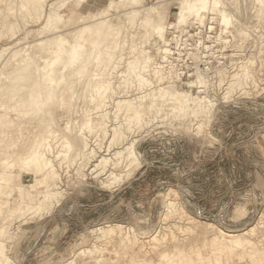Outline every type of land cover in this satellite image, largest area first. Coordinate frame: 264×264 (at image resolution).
<instances>
[{
  "label": "rangeland",
  "instance_id": "1",
  "mask_svg": "<svg viewBox=\"0 0 264 264\" xmlns=\"http://www.w3.org/2000/svg\"><path fill=\"white\" fill-rule=\"evenodd\" d=\"M106 1L47 0L45 11H49V4L52 2L64 3L61 12L66 13L60 29L63 35L73 39L78 24L84 21L92 23L97 12L102 11ZM155 1L141 2L148 5ZM125 7L127 3L115 2L111 8H106L108 16L123 27L107 37L100 45L102 48L100 59L108 58L110 54L114 57L121 54L123 58L121 61L123 64L120 62V65L118 64L120 67H117L113 74L115 91L106 106L109 117L107 125L103 124L104 132H99L98 143L103 147L102 151L99 149L101 152L98 151L96 159H91L86 168L84 165L79 168V163L71 161L73 152L70 149L68 155L52 157L58 176L55 178L56 190L60 191L59 197L52 204L51 201L44 200L48 174L33 165L23 163L9 165V171L15 172L23 185L22 188H18L16 184L8 185L6 190L0 192V201H9L0 212V240L5 241L6 255L13 261L12 264L132 262L148 264L160 259L164 262L168 259L187 262L189 261L187 257L190 256V247L187 244L193 243L198 248L201 247L199 250L204 255L210 253L209 264H264V58H262L264 40H261L264 39V19L255 17L254 20H247L246 25L251 36H242L243 38L240 39L238 38L240 30L232 28L233 33L219 37L220 40L214 42V37L221 27L216 20L211 19L215 29L210 38L207 28L205 26L197 28L196 24L186 26L187 33L185 31L181 34L177 33L180 38L176 39L177 42L174 40L173 45L176 47L181 45V48L174 49V56L180 57L183 62L173 61L174 56L170 57L173 62L165 61L166 75L169 77L175 75L172 79L174 82L171 83L174 88L173 84L177 83V86H181V83L195 79L198 71L205 69L206 63L208 64L209 69H205L206 74L202 71L208 76L207 89L200 93L214 100L217 109L214 111L212 121L207 125L208 129L205 127L200 135H197L196 117L183 118L172 113L167 115L161 110L145 116L147 122L145 126H133L134 128L127 130L122 115L124 108L120 109L116 106L117 100L130 98L122 97L126 92L120 93L126 83L125 79H120L124 78L121 77V71L122 68L125 69L126 61L134 59V55L146 47L148 36L145 35L150 33V27H144L142 23L144 7L140 8L136 15H123L121 10ZM173 12H177L175 7H172V12L168 13L167 20L174 19ZM8 16L9 18L1 16V21H10L12 15ZM23 18L22 15L21 18L14 17L11 20L17 22L18 26H21L20 29L23 24L25 26L14 36L8 29L3 28V24L1 25L0 51L6 47L9 50L5 52V57L9 55L10 50L15 49V46L18 45L23 52V47L26 45L24 47L26 49L31 42L36 43L39 35L49 34V31L40 29L44 25V17L37 19L30 16L24 20ZM126 20L128 21L125 22ZM171 31H168L170 38L173 37ZM87 38L90 41V34ZM199 40L203 41V44L198 45L196 49ZM135 45H138L137 50L130 52ZM205 45H213L211 48L214 50L205 49ZM56 48V44H52L48 54L52 56ZM181 50L180 56L178 52ZM257 50V55L263 60L258 62L261 66L257 67L261 68L255 67L258 71L253 68L255 73L254 78H251L252 82L241 91L238 89L239 91L233 92L231 99L225 100L224 93L230 80L229 75L243 63L239 62L255 56ZM3 59L1 58L0 62H3ZM107 65L109 63L105 61L101 66L95 63L93 67L95 70H103L108 67ZM143 66L142 63V69ZM222 68L225 70L223 73L220 71ZM145 74L149 77L147 72ZM131 80L134 85H131L130 89L126 88L130 91L127 95L132 97L141 95L143 86L139 84L143 81L136 78ZM3 81L5 82L4 76L0 77V82ZM192 84L194 86L190 88L184 86L194 94H198L199 88L196 82ZM118 85H122V88ZM135 88L138 90L136 91ZM155 88L157 87H153ZM244 89L248 91L247 94L251 92L249 98L246 93L243 94ZM69 95V92L64 93L65 100L62 105L58 110V107L56 108L57 111L52 109L60 124L80 114V107L74 110L69 108L71 105ZM101 122L102 120L98 118L97 123ZM42 127L36 112L14 115L13 124L9 127L7 135L0 136L1 153L15 154L22 151L27 138H31L32 135L35 138L41 133ZM115 128L126 130L128 141L136 139L140 165L123 179L120 185L117 183V187L113 185L107 188L102 187L99 179L91 178L88 169L96 162L95 160L108 153L105 149L110 144ZM69 134L73 135V133ZM95 134L94 131L87 132L89 139H92L89 143L92 144L91 147L98 148V144L94 145L96 142L93 141ZM120 146L113 145L111 152L113 153ZM61 150L65 151V148L55 147V151ZM15 164L18 166L15 167ZM118 168L115 169L117 172L120 170ZM2 171L4 167L0 166V174ZM32 195L37 197L31 198ZM25 200L27 205L21 212L11 209L15 204H23ZM169 200L175 202L172 207L167 206ZM35 208L38 210L32 211ZM116 221L131 227L130 232L127 228L121 229L122 234L131 239V244L115 243L110 238L98 237L99 234L92 231L97 226L107 229V225ZM220 229L236 233L250 230L248 238L257 240L259 245L250 251H245L242 247H228L223 251L214 252L209 245L212 244L211 240L216 234L221 235ZM167 241L172 246L160 248L159 251L163 256L156 258V254L151 252L152 248L162 246ZM227 244L230 246L231 243L227 242ZM197 258L195 255L196 262L192 264H200ZM217 258L221 262L215 261ZM4 263L5 257L0 256V264Z\"/></svg>",
  "mask_w": 264,
  "mask_h": 264
},
{
  "label": "bare ground",
  "instance_id": "2",
  "mask_svg": "<svg viewBox=\"0 0 264 264\" xmlns=\"http://www.w3.org/2000/svg\"><path fill=\"white\" fill-rule=\"evenodd\" d=\"M141 1L142 0H107L102 11L97 12L95 15L92 23H89V21L79 23L77 31L73 34V39H69L63 35V31L60 29L61 23H64L63 17L66 13L61 12L64 3L52 2L49 4V11H45L47 0H0V15L2 17L6 16L9 18L8 15H12V19L14 17L17 19L21 18L23 15V20L30 16L36 17L37 19L44 17L45 22L40 29L49 31V34L39 35V39L37 38L38 40L36 43L31 42L26 49L24 48L26 47L25 45L23 47V52L18 48L16 43L14 44L17 46L14 47V50H10V53L8 52L9 55L7 57H5L4 54L7 52L8 47L0 51V59H3V57L6 58L5 60L3 59V62H0V77L2 78V76H4L5 78V82H0V108H3V110L0 109V136L7 135L9 127L13 124L14 115L23 112H36L43 125L39 135H36L35 138L32 137L33 135L30 136L31 138H27L28 140H26L22 151L16 152L15 154L11 152L1 153L0 151V166L4 167V171L0 174L1 193L3 190L7 189L6 187L8 185L15 186L16 184L18 188H22L23 185L18 179V175L14 174L15 172L9 171V165L12 166L14 163L18 165L20 163L33 165L38 167L41 172L49 175V180L46 182L44 200L51 201L52 204L53 201L59 197L60 193V191L56 190L57 184L55 183V178L58 176L56 173V164L52 157L58 158L62 155H68L67 153L70 149V151L72 150L73 152L71 161L73 163H79V168L83 165L86 168V165L89 164L91 159H96L95 156L98 151H102L101 148L103 147L98 143L99 132H104L102 131L104 128L103 124L107 125L106 122L109 117L106 106L108 105V99L112 98L115 91L112 81L114 78L113 74L114 70L120 67L118 64L123 59L121 54L115 57L110 54L108 58L100 59V54L102 52V48L100 47L101 43L120 27H123L121 24L115 23L112 18L108 16V10L106 8H111L115 2L127 3V7L121 10L123 15H136L139 13V9L144 7L142 23L144 27H150V33L145 35V37L148 36L146 47L140 52H137L134 55V59L126 61L125 69L122 68L121 71V77L124 76V78L120 79H125L126 83L124 84L123 90H120V93L126 92L122 97L130 98L117 100L116 106H119L120 109L124 108L122 115L123 120L126 121L127 130H131V128H134L133 126L141 127V125L147 123L145 121V116L152 112H160L161 110L167 115L172 113L183 118L189 116L196 117L198 119L196 125L197 135H200L204 128L212 121L214 111L217 110L215 106L216 103L214 100L207 98L208 95H202L200 93L207 89L208 76L205 75V69H209L208 64L206 63L205 69L201 68L205 74H203L202 71H198L195 79L187 82L179 81L183 82L181 86L178 85L179 87L176 83L173 84L174 88H172L171 83L174 82L172 80L175 78L174 74H172V77L166 75L167 66H165V61L173 62L181 60L180 57L174 56V49L180 50L181 48V45H177V47L173 45L175 43L174 40L176 41L177 38H180L177 33L181 34L186 30V26L190 27L196 24L198 25L197 28L205 26L207 28L206 31L209 32L208 37L210 38L212 36L211 33L215 29L214 22L211 20H216L221 29L214 37V42L217 39L220 40L219 37H224L227 36V34L233 33L234 30H232V28L240 30L239 39L242 36H248L251 32H249L247 28V20H254L255 17L264 19V0H156L154 3L148 5H144ZM172 7H175L177 12H173V20H167L168 13L172 12ZM1 16L0 18L2 19ZM1 19L0 28L3 24V28L5 27L8 29V31L12 33V36L25 27L23 24V27L20 29L21 26L19 27L17 22L11 21L12 19L5 22H3V20L1 21ZM127 21L128 20L125 22ZM51 31H53V33L50 34ZM168 31L173 33V37L170 38L168 36ZM88 34H90L91 37L90 41L87 38ZM258 35H260V33H258ZM250 36L251 35H249V37ZM232 38L234 37L232 36ZM238 38L236 37L237 42ZM228 39H224V41H228ZM53 41L55 42L53 43ZM178 42L180 41L178 40ZM20 43L22 44V42ZM52 44H56L57 48L54 50L52 56H50L48 52ZM200 44H203V41L199 40V44H196V49ZM213 45H205L204 47L212 51L214 50L211 48ZM137 47L138 45H135V48H132L130 52L136 51ZM256 52V55L250 57L247 61L239 62L243 63L238 65L237 70H233L229 75L230 80L227 82L228 85L226 84V92L224 93L225 100L231 99L233 92H237L236 90L238 89L241 91L252 82L251 78H254L255 67L258 69L261 68L259 61L263 62L264 60L259 58L260 55H257L258 50ZM178 53L181 56L182 50ZM231 54L234 55V53ZM172 56L175 58L173 61L170 60ZM203 56L204 55H202V57ZM185 57L187 58V56ZM197 57H199V55ZM208 60L210 61V59ZM105 61L109 63L106 69H94L93 65L95 63L101 66ZM181 61L183 62V60ZM205 61L209 62L207 60ZM142 63L144 64L143 69L141 67ZM258 65L260 66L257 67ZM220 71L223 73L225 70L222 68ZM146 72L149 77H146ZM169 72L170 70L168 73ZM126 76L128 77L126 78ZM131 78L143 81L141 84L138 83L143 86L144 91L141 90V95L136 97L127 95L130 91L126 88L130 89L132 88L131 85H134ZM193 82H196V86L199 88L198 94H194L192 90H188L184 86L186 85L188 88L193 87ZM153 83H156V85H153ZM118 86L122 88V85ZM153 87L157 88L153 89ZM137 90L138 89H136V91ZM243 91V94L248 93L245 89ZM67 92L70 94L69 101H71L69 108L74 110L80 107V114L77 117L65 121L64 124H60V122L56 120L54 111H57L62 105V102L65 100L64 93ZM250 93L251 92L247 94V98H249L248 95H250ZM245 96L246 95H244V97ZM86 104L88 106H86ZM83 105L86 107H83ZM116 117L117 116H115V119H117ZM98 118L102 120L101 123H97ZM34 127L36 128V125H34ZM93 131L96 132L93 136L95 137L93 141L96 142L94 145L98 144V148L91 147L92 144H89L92 139H89L87 132ZM125 131L124 129L120 130L119 128H115L110 144L107 146V149H105L106 147L104 148L108 153L105 151L107 154L95 160L96 162L90 165V169H88L92 175L91 178L99 179L102 187L111 188L113 185L117 187V183L120 185V182L140 165V159L135 145L136 139L128 141L129 136L126 135ZM68 132L73 133V135H70ZM115 144L121 146L112 153L111 148ZM57 146H62L65 148V151H55V147ZM11 158L12 160H10ZM16 164L15 167L18 166ZM116 168L120 170L117 172V170H115ZM102 176L103 178L101 179ZM84 178L83 180H85ZM8 194L10 193L8 192ZM33 197L36 198L37 195H32L31 198ZM58 200L59 199H57V202ZM8 202L9 201H0V212L2 207L4 208L7 206ZM174 203V201L169 200L167 206L172 207ZM26 205L25 200L23 204H15L11 209L21 212ZM37 210L38 208L32 209V211ZM9 225L10 224H8L7 227H9ZM122 228H127L129 232L131 230V227L116 221L111 225H107V229L103 226H97L94 227L92 231L99 234L98 237L110 238L115 243L131 244L132 241H130L131 239L129 236L122 234ZM219 232L221 235L216 234L214 239L211 240L212 244L209 245L213 248L214 252H217V250L223 251L228 247H242L243 250L250 251L259 245L257 240L248 238V235L251 233L250 230H242L236 233L235 231L220 229ZM227 242L231 243L230 246ZM169 243L170 242L167 241L162 246L152 248L153 251L149 249L156 254V258H159L163 256L159 249L172 246ZM187 246L190 247V256L187 257L189 261L187 262L180 260L172 261L170 259L164 262L160 259L148 264H192V262H196L195 255H197V262L200 261V264H209L210 260L208 259L210 253H208L207 256L204 255L201 250H199L201 247L198 248L193 243L187 244ZM84 251L86 252L87 250ZM88 251L91 252V250ZM5 252V241L0 240V256L5 257L4 264H12L13 261ZM215 261L221 262L219 258L215 259ZM126 264L136 263L132 262Z\"/></svg>",
  "mask_w": 264,
  "mask_h": 264
}]
</instances>
